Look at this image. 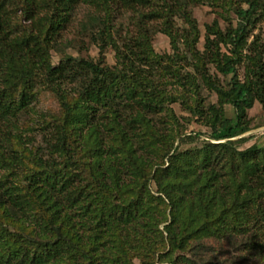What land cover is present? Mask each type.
<instances>
[{
	"label": "trees",
	"instance_id": "16d2710c",
	"mask_svg": "<svg viewBox=\"0 0 264 264\" xmlns=\"http://www.w3.org/2000/svg\"><path fill=\"white\" fill-rule=\"evenodd\" d=\"M241 1L234 26L205 25L200 52L191 7L230 2L0 0V264H201L185 253L203 248L191 243L205 238L238 242L249 264H264V145L240 149L246 137L236 138L250 130L254 101L264 112V42L254 33L264 0ZM85 3L94 9L82 28L101 52L112 48L114 66L84 58L52 65L51 49ZM113 6L138 15L135 34L120 44L111 32ZM150 21L168 36L170 54L154 52ZM179 44L217 95L218 106L205 112L197 101L192 110L206 132L175 133L166 110L183 98L167 85L198 86L177 65L186 58ZM208 65L229 76L227 89ZM42 89L58 114L38 115ZM200 136V146L180 149ZM27 216L36 220L30 233L21 222Z\"/></svg>",
	"mask_w": 264,
	"mask_h": 264
},
{
	"label": "rangeland",
	"instance_id": "374dc122",
	"mask_svg": "<svg viewBox=\"0 0 264 264\" xmlns=\"http://www.w3.org/2000/svg\"><path fill=\"white\" fill-rule=\"evenodd\" d=\"M225 2H230L226 6V9H222V7L220 6H211L206 4H197L191 7L192 16L196 20L200 32L199 40L196 43V49L198 51L202 52L203 50L205 25L211 24L214 19L218 21V24L221 28H224V26L229 22L233 26L235 25L236 16L234 13V9L236 6L242 4V1L225 0ZM153 4L154 2L148 3V5L143 8V11L147 12L150 8L149 5L152 6ZM222 4L223 3H221L220 5ZM93 9L94 7L88 3H85L79 8H77L76 12L72 16L71 23L68 25L65 31L62 32L61 35L58 37L57 41L59 42L56 43L54 49H51L50 62L52 65H57L60 61L65 60L67 58H84L92 59L95 61L101 59L109 66H114L116 60L114 58V51L112 50V48L110 46H107L101 52L99 42H92L90 40L89 33L86 32L85 34L82 28V24L86 22V18L90 13L93 12ZM110 12V24L112 27L111 32L113 38L118 44H120L125 37H128V35L132 36L133 34H135L137 29L136 22L138 15L132 13V11H118L117 9H115V6H113V9ZM100 14L103 17L104 11H101ZM15 20L20 22L21 25H28V22H24L23 19L18 17V14H16ZM174 21L179 27H182V20L180 18H175ZM158 25L159 22L157 21H150L146 24V28H148V33L151 35V46L156 54H170L172 52V49L169 44V38L167 35L159 32L158 30L156 31ZM19 30H21V28H19ZM254 33H258L260 40L264 42V17L263 21L258 24L257 29L254 30ZM178 46L179 52H181L182 55L186 58L181 59L177 65L181 67V73L184 74L189 72L193 75H196V78L198 79L196 80L198 86L196 88H191L188 85H167L166 89L169 93H171L172 95L183 97L181 99H176L174 102L168 101L166 103V110L173 114V118L175 119L173 120L172 128L177 134H190L194 132L209 131L208 127H206V125L202 123V118H200L198 114L193 113L192 110L195 106V102L197 101L200 102V105L202 108L205 109V112L207 111V108L210 105L218 106L217 95L213 90H211L210 88H208V86L201 82L199 74L194 71L193 64L195 60L191 57L189 52H185V49L181 44H179ZM221 51L229 54V46L222 45ZM243 66L244 63H241L236 66L237 75L241 79H243L244 75ZM207 69L208 73L211 74L213 78L216 77L219 84H221L225 89L229 87V76L222 75L212 65H208ZM66 90L67 92H70L69 85ZM222 108L227 117H233V108L231 105L224 104ZM35 110L37 111L38 115H49L51 113L58 114V105L53 94L46 89H42L38 96V100L35 103ZM247 117L250 130L242 134L241 136L236 137H246V141L239 145L240 149L247 148L252 144H256L258 146L264 145V112L261 108V105L257 101H254L252 107L247 110ZM27 122L28 124H30V120L27 119ZM33 135L35 142L39 143L41 140L40 132L35 131ZM204 139L206 140L205 136H200L195 139L192 143H183L180 145V149L183 150L186 148L198 147ZM1 173L2 172L0 171V174ZM35 221V218L31 219V217L28 216L27 221L21 220L22 225L26 227L27 233L31 232L32 226H34L33 229L37 227L36 224H34ZM199 242L203 243V248H199V246L193 247L192 249L188 250V252L185 254L187 257L201 264H205V261H211V263L213 264L250 263L249 260L251 259L249 257V254L241 250V247L239 246L238 242L234 244V242H227L225 239L215 240L205 238L202 241H193L191 243V246L196 245V243ZM242 257L249 259L245 260L243 263H240L239 260ZM138 262V260H133V264H139Z\"/></svg>",
	"mask_w": 264,
	"mask_h": 264
}]
</instances>
